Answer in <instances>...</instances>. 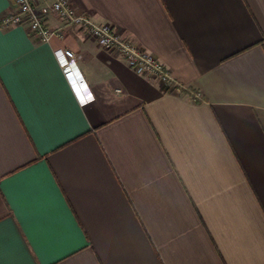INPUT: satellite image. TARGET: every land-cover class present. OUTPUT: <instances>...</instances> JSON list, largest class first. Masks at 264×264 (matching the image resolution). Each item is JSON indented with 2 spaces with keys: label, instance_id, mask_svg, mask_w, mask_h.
Returning <instances> with one entry per match:
<instances>
[{
  "label": "crops",
  "instance_id": "crops-1",
  "mask_svg": "<svg viewBox=\"0 0 264 264\" xmlns=\"http://www.w3.org/2000/svg\"><path fill=\"white\" fill-rule=\"evenodd\" d=\"M69 1L180 89L0 0V264H264V0Z\"/></svg>",
  "mask_w": 264,
  "mask_h": 264
},
{
  "label": "built area",
  "instance_id": "built-area-1",
  "mask_svg": "<svg viewBox=\"0 0 264 264\" xmlns=\"http://www.w3.org/2000/svg\"><path fill=\"white\" fill-rule=\"evenodd\" d=\"M41 0H14L16 12L3 20V26L25 25L29 32L42 42H49L53 37H62V32L46 25L47 16L52 13L63 24L81 31L84 37L91 38L109 53L121 56L136 73L146 75L161 83L167 91L179 90L180 86L172 79L168 69L153 55L139 48L130 38L110 24L97 23L91 17L78 13L69 0H53L50 5L40 6ZM60 67L68 80H74L77 74L74 55L69 50L57 55ZM77 82V86L81 85ZM76 86V87H77ZM81 105L91 100V95L84 86L75 89ZM195 98H198L195 95Z\"/></svg>",
  "mask_w": 264,
  "mask_h": 264
},
{
  "label": "clouds",
  "instance_id": "clouds-1",
  "mask_svg": "<svg viewBox=\"0 0 264 264\" xmlns=\"http://www.w3.org/2000/svg\"><path fill=\"white\" fill-rule=\"evenodd\" d=\"M72 84H73L74 89H76V88H80L81 85L84 86V88H86V86H85L83 83H79V84H81V85H78V86H77V83H72ZM76 86H77V87H76ZM86 89H87V88H86ZM75 93H76V96H77V94H78L79 92H77V91L75 90ZM77 99H78V97H77Z\"/></svg>",
  "mask_w": 264,
  "mask_h": 264
}]
</instances>
